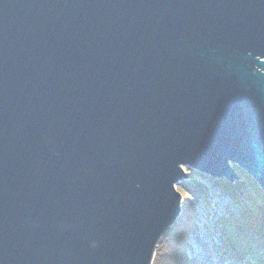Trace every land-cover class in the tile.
<instances>
[{"label": "water", "instance_id": "water-1", "mask_svg": "<svg viewBox=\"0 0 264 264\" xmlns=\"http://www.w3.org/2000/svg\"><path fill=\"white\" fill-rule=\"evenodd\" d=\"M234 165L264 190V0H0V264H152Z\"/></svg>", "mask_w": 264, "mask_h": 264}, {"label": "trees", "instance_id": "trees-1", "mask_svg": "<svg viewBox=\"0 0 264 264\" xmlns=\"http://www.w3.org/2000/svg\"><path fill=\"white\" fill-rule=\"evenodd\" d=\"M200 175V174H198ZM201 176V175H200ZM203 177V175L201 176ZM210 186L229 195L235 208L221 223V244L218 246L228 259L237 264H264V193L241 182L206 178ZM195 202L208 198V188L194 181L186 184ZM196 203L184 205L182 215L161 239L153 264H194L189 258L190 242L195 233L198 212Z\"/></svg>", "mask_w": 264, "mask_h": 264}, {"label": "rangeland", "instance_id": "rangeland-1", "mask_svg": "<svg viewBox=\"0 0 264 264\" xmlns=\"http://www.w3.org/2000/svg\"><path fill=\"white\" fill-rule=\"evenodd\" d=\"M184 168L188 177L181 180V183L176 185L177 191L182 195L183 208L184 205L194 202V198L189 194L190 189L185 186L186 184H192L196 181L208 188V198L205 201L202 200L201 204L198 202L199 204L197 203L195 206L198 217L195 225V233L190 242L191 246L188 256L194 264H237L227 261V258L218 252L216 246L219 242V238L223 236L220 230L221 223L218 221V217L220 218L227 215L229 211L233 209L238 211L239 208H235V204L232 203L229 195H225L217 188L210 186L208 180L201 177V173L187 166ZM234 168L240 178L237 182L242 181L243 184H247V188L249 187L246 182L247 180L250 183V187L257 190L258 186L256 182L246 172L236 165H234Z\"/></svg>", "mask_w": 264, "mask_h": 264}, {"label": "bare ground", "instance_id": "bare-ground-1", "mask_svg": "<svg viewBox=\"0 0 264 264\" xmlns=\"http://www.w3.org/2000/svg\"><path fill=\"white\" fill-rule=\"evenodd\" d=\"M184 167H185V166H184ZM184 167H183V170H184V172H185V168H184ZM187 167H188V166H187ZM189 168H190V167H189ZM196 172H197V171H196ZM199 173H200V172H199ZM185 174H186V172H185ZM202 174L205 175L204 173H202ZM202 174H201V175H202ZM248 175H249V176H250V177L256 182V180H255L250 174H248ZM207 177H209V176H203L202 178H205V179H206ZM185 179H186V178H185ZM211 179H212V178H211ZM183 180H184V179H183ZM213 180H214V179H213ZM221 180H225V179H221ZM236 182H237V181H235L234 183H236ZM246 182H247L248 185L250 186V183H249L247 180H246ZM179 183H181V181H180ZM179 183H177L176 185H178ZM198 183H199V182H198ZM241 183H242V181H241ZM199 184H200V183H199ZM242 184H243V183H242ZM256 184H257L258 187H260V185H259L257 182H256ZM176 185H175V188H177ZM245 185H247V184H245ZM260 189H261V191L264 192V190H263L262 188H260ZM189 194H190V192H189ZM194 203L197 204L198 202H195V200H194ZM196 204H195V205H196ZM198 204H199V203H198ZM200 204H201V202H200ZM181 208H183V205H182ZM182 212H183V210H182ZM179 218H180V217H179ZM179 218H178V219H179ZM178 219H177V220H178ZM170 229H171V228H170ZM170 229H169V230H170ZM169 230H168V231H169ZM167 233H168V232H167ZM167 233H166V234H167ZM166 234H164L163 237H164ZM163 237H162L161 239H163ZM160 241H161V240H160ZM160 241H159V243H158V245H157V247H156V249H155L154 256H153V261H154V259H155V256H156L157 249H158V246H159V244H160Z\"/></svg>", "mask_w": 264, "mask_h": 264}]
</instances>
